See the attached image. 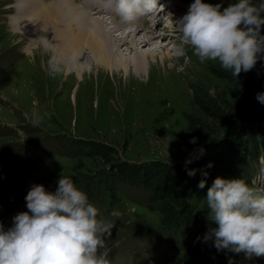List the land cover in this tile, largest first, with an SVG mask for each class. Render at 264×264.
Instances as JSON below:
<instances>
[{
    "label": "rangeland",
    "instance_id": "rangeland-1",
    "mask_svg": "<svg viewBox=\"0 0 264 264\" xmlns=\"http://www.w3.org/2000/svg\"><path fill=\"white\" fill-rule=\"evenodd\" d=\"M15 1L0 0V221L9 226L17 212L27 210L24 197L31 184L42 183L54 190L63 172L73 177L100 214L115 224L108 241L113 264H181L185 239L180 230L162 225L160 207L153 206L146 190L117 181L110 165L89 154L91 145L100 144L111 149L114 163L174 162L178 158L185 163L186 158H180L189 157L190 152L178 135L187 126L186 115L197 114L193 105L196 90L214 94L221 88L213 73L221 68L220 62L201 61L191 46L185 55L176 54L180 34L174 32L177 37L170 38L171 32L162 24L172 16L165 14L159 32L166 35L157 39L158 45L149 44L144 50L163 46L174 58L160 61L158 55L142 76L133 69L127 76L124 70L96 67L83 77L69 73L67 67L49 74L52 52L43 51L41 45L34 48L11 25ZM181 1L185 7L173 9V17L185 14L192 2ZM228 3L224 0V6ZM129 49L132 51L129 44L122 46L124 54ZM256 65L264 69V57ZM252 85L256 88L258 84L252 80ZM34 114L39 117L38 125L31 122ZM228 131L225 139L214 143L219 148L210 147L201 158L204 165L213 162L207 169L210 175L205 188L196 187L199 172L191 178L190 195L204 218L205 232L212 223L203 198L207 187L218 176L242 177V161L229 148L264 134V112L259 111V117L251 122L233 123ZM257 177L254 185L264 187V170ZM114 208L120 216H111ZM228 252L236 264H264V257L248 261L243 252ZM196 261L208 264L206 252Z\"/></svg>",
    "mask_w": 264,
    "mask_h": 264
},
{
    "label": "clouds",
    "instance_id": "clouds-1",
    "mask_svg": "<svg viewBox=\"0 0 264 264\" xmlns=\"http://www.w3.org/2000/svg\"><path fill=\"white\" fill-rule=\"evenodd\" d=\"M110 7L125 24H135L142 16L159 6V0H108ZM168 15L173 17V13ZM179 32L176 54L183 56L188 46L201 60H218L222 69L239 79L241 72L250 71L264 57V0H224L210 3L192 0L185 14L173 20ZM49 58V74L64 70L66 65L56 48L55 36L38 40ZM264 104V91L255 97ZM33 125L40 123L34 114ZM258 140L264 137L257 136ZM196 143L193 137L190 141ZM199 145L185 159L188 176L201 179L198 189L208 184L213 167L209 161L202 168H187L206 154ZM54 190L42 183L31 184L26 196L25 211L12 217L10 226L0 221V264H113L108 241L115 224L100 214L89 195L73 177L62 174ZM209 227L198 240L213 241L218 250L245 254L248 261L264 257V187L250 184L244 177H216L203 196ZM121 213L114 208L111 216ZM229 264L233 260L229 259Z\"/></svg>",
    "mask_w": 264,
    "mask_h": 264
},
{
    "label": "trees",
    "instance_id": "trees-1",
    "mask_svg": "<svg viewBox=\"0 0 264 264\" xmlns=\"http://www.w3.org/2000/svg\"><path fill=\"white\" fill-rule=\"evenodd\" d=\"M213 73L221 88L214 94L196 90L193 105L197 114L186 115L187 126L178 135L188 149L186 151L188 153L199 145H203L207 151L210 147L211 150L216 148L214 143L226 138L225 135L228 134L233 123L251 122L259 117V111L264 112V104L255 98L256 93L264 89L263 68L256 65L251 72H241L238 80L232 78L225 69H213ZM252 80L258 84L256 88L253 87ZM259 136L264 137V134ZM193 137L196 138L195 144L190 142ZM229 149L233 156L242 161L241 176L254 185L258 174H262L264 170V161H261L264 160V140L252 136L243 144L231 146ZM89 156L90 158L98 156L105 165H110V170L117 181L141 187L149 193L153 206L160 207L158 211L162 225L172 230H180L185 239L181 264H198L196 260L204 251L209 259L208 264H229L230 258L233 264H236L227 249L218 250L212 240L206 243L202 239H197L198 236L202 237L205 234L206 224L204 218L197 212L196 203L190 195L192 177L188 176L185 163L179 161V158L174 162L164 159L142 164L114 163L111 149L100 144L91 145ZM203 166L204 160L200 158L188 164L187 168ZM7 180L9 179L5 182ZM2 184L0 183V186ZM215 226L213 222L210 225V227Z\"/></svg>",
    "mask_w": 264,
    "mask_h": 264
},
{
    "label": "bare ground",
    "instance_id": "bare-ground-1",
    "mask_svg": "<svg viewBox=\"0 0 264 264\" xmlns=\"http://www.w3.org/2000/svg\"><path fill=\"white\" fill-rule=\"evenodd\" d=\"M182 4L184 2L181 0H176L173 5L167 1L160 4L159 0L162 8L156 16L160 17L158 25L148 27L139 20L132 25L123 23L113 7L107 8L100 0H16L11 6L15 13L10 18L14 31L22 33L34 48L40 45L36 41L40 36H47L49 39L55 36L56 48L53 51L60 55L69 73L76 72L83 77L96 67L111 71L124 70L127 76L130 69H133L135 74L142 76L150 69V60L157 59L158 55L160 61L174 58V54L163 46H159L160 49H144L149 44H159L157 39L166 35L159 32L160 25L164 23L162 17L179 6L185 7ZM166 6L168 7L165 9ZM179 17L180 13L168 19L166 25L162 24L164 30L171 32L170 38L177 37L173 20ZM125 44L132 48L126 54L122 50ZM42 50L45 51L43 48Z\"/></svg>",
    "mask_w": 264,
    "mask_h": 264
}]
</instances>
